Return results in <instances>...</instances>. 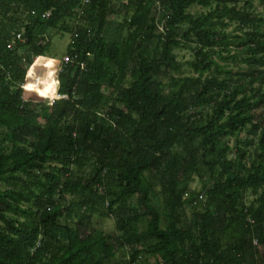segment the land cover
<instances>
[{"label":"trees","instance_id":"trees-1","mask_svg":"<svg viewBox=\"0 0 264 264\" xmlns=\"http://www.w3.org/2000/svg\"><path fill=\"white\" fill-rule=\"evenodd\" d=\"M119 1L0 0V264H264L256 0ZM48 30L77 55L54 103L21 87Z\"/></svg>","mask_w":264,"mask_h":264},{"label":"rangeland","instance_id":"rangeland-1","mask_svg":"<svg viewBox=\"0 0 264 264\" xmlns=\"http://www.w3.org/2000/svg\"><path fill=\"white\" fill-rule=\"evenodd\" d=\"M112 1L115 5V8L117 9L120 1L119 0H112ZM207 10H208L207 8L195 6L191 8L190 12L191 13H201V12L205 13L207 12ZM254 10L257 14L262 15L264 17V4L261 3L260 0L254 1ZM111 18L114 19L113 16ZM73 23H76V21L73 20ZM232 28L233 27H231L229 31H231ZM45 41L51 42L50 51L48 52L46 56L55 57L58 60V63L56 65L57 67L60 64L62 57L64 56L66 52L67 47L70 44V35L67 33H59L55 30H48ZM176 53H177L178 59L182 63H186L188 60L192 58V53L189 50H177ZM45 72H46V69L41 68L37 71L36 75L43 77ZM190 75H194V73L190 72V70L187 68H184L180 74L179 73L175 74V76H190ZM228 145L232 147L233 141L230 140L228 142ZM190 188L194 192H201L203 188V182H201L199 178H195ZM248 197L249 199H252V195L250 192L248 193ZM204 200H205V197H204ZM156 206L159 207L160 202H156ZM187 213L188 215H190L191 213V209L189 207L187 208ZM92 226L93 228L102 230L110 235H114L116 232V221L114 218H103V217H99L96 215L93 217ZM144 226H145L144 224L136 225V227L139 230H143ZM149 264H154V263L150 261Z\"/></svg>","mask_w":264,"mask_h":264},{"label":"clouds","instance_id":"clouds-1","mask_svg":"<svg viewBox=\"0 0 264 264\" xmlns=\"http://www.w3.org/2000/svg\"><path fill=\"white\" fill-rule=\"evenodd\" d=\"M57 63L58 60L55 57L38 56L26 74V79L34 78L35 83L28 84L26 90L34 92L38 98L42 97L49 103L61 100L63 96L58 94L61 81L57 78ZM41 68L46 69L43 78L36 75Z\"/></svg>","mask_w":264,"mask_h":264},{"label":"built area","instance_id":"built-area-1","mask_svg":"<svg viewBox=\"0 0 264 264\" xmlns=\"http://www.w3.org/2000/svg\"><path fill=\"white\" fill-rule=\"evenodd\" d=\"M91 3V0H81V5L79 6V8L77 9V13L79 14V16H82L83 15V12H84V9L85 7ZM43 17H49V12L45 13L43 15ZM15 40H19V41H22L23 40V36H22V33H18L16 35V38L13 39L11 42L8 43L7 45V48L8 49H13L14 48V44H15ZM72 43V42H71ZM37 57H35L34 59H36ZM67 58V59H65ZM77 60V55H71L69 53H66L64 54V56L62 57V60L60 62V64L56 67V70H57V78L59 77V73L60 71H62V69L64 67H66L67 65H71L73 64L75 61ZM81 68H84V63H81ZM43 78V77H41ZM29 82H35V79L34 78H29L27 79L26 83L22 84L21 87L25 90H26V85L29 83ZM59 94V93H58ZM61 95V94H60ZM63 98L62 99H68V95H62ZM55 101H52V103H54ZM204 195L201 194L198 198V201H203L204 200Z\"/></svg>","mask_w":264,"mask_h":264},{"label":"bare ground","instance_id":"bare-ground-1","mask_svg":"<svg viewBox=\"0 0 264 264\" xmlns=\"http://www.w3.org/2000/svg\"><path fill=\"white\" fill-rule=\"evenodd\" d=\"M31 83H35V82H29L28 84H31ZM28 84H27V85H28ZM27 85H26V87H27Z\"/></svg>","mask_w":264,"mask_h":264}]
</instances>
